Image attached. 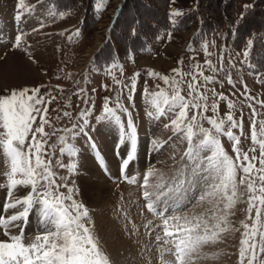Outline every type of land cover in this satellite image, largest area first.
I'll list each match as a JSON object with an SVG mask.
<instances>
[{
	"label": "rangeland",
	"instance_id": "1",
	"mask_svg": "<svg viewBox=\"0 0 264 264\" xmlns=\"http://www.w3.org/2000/svg\"><path fill=\"white\" fill-rule=\"evenodd\" d=\"M123 1L108 0L106 7L99 12L94 7L98 13H101L100 18L94 26L84 27L86 6L81 9L60 11L51 0H25L26 7L32 10L20 9L19 11L23 12L22 18L16 20L18 0H0V73L5 84L0 90L43 85L45 87L42 91H50L51 95L57 97L56 102L50 105L51 126H45L46 132L54 133L48 138V145L54 147L45 146L52 155V170L59 176H68L69 185H73L74 182V187L79 190L74 195V199L83 202L89 208L95 232L110 256L112 264H159L156 246L161 242L156 241V236L163 235V228L157 227L161 224L157 213L164 211V215L168 217L198 215L210 205L206 202L197 203L206 190V184L199 176H192L188 161L182 159L187 142H181L179 137H173L160 151H153L151 143L153 139L159 138L165 141L173 136L171 129H165L164 125L175 117L169 115L159 121L148 117L147 112L153 109L142 95L144 88L147 87L149 92H154L158 90L157 85L162 88L166 86L160 79L148 76L147 70L152 69L162 75L168 74L171 69L177 67V60L183 58L180 67L187 72L190 70L189 65L199 62L203 67L204 75L215 77L216 82L208 83L207 87L214 88L216 92H223L235 103L236 107L232 111L237 119L243 114L242 129H233L241 136L242 151H249L253 147L249 119L251 109L248 105L251 104L258 113L257 121L264 120V104L261 103L264 102V70L257 71L250 63L249 56L244 55L246 50L249 52V45L232 50L214 35L200 44L192 43L191 38L197 30L196 26L175 32L167 29L160 40L147 52V57L139 61L137 59L139 55L136 54L131 56L132 59L129 61L116 59L104 65L98 64L97 53L105 49L116 20L114 15L116 10L121 8ZM157 1L160 0H154V3L157 4ZM195 2L196 0H176L173 3V10L191 8ZM260 7L264 8V0ZM61 13L64 15L61 16ZM41 24L44 27H40ZM77 29H80L81 34L73 36ZM21 33L24 36L20 47H13L15 37ZM169 33L171 39L168 37ZM69 36H72V39H69ZM152 42L153 40L150 43ZM205 42L209 44L210 55L206 54L203 48ZM157 49L163 50L162 53L160 54L161 51ZM221 51L224 53L223 61H221ZM128 55L130 54L122 58ZM206 60H211L216 69H227L235 85L228 83L224 71L213 72L208 69L204 63ZM136 72H139L140 76L136 78L134 102L130 103L124 85L131 84ZM198 79L202 80L201 77ZM117 80L121 83L117 84ZM220 82H223L222 85ZM244 84L247 85L248 95L255 99L249 100L242 95ZM105 85L108 87H104ZM80 89H84V92H79ZM118 93L120 102L129 109L128 113L117 109L125 130H127L129 113L137 128L136 154L125 170L127 177L135 178V182L131 183L121 174V160L127 157L131 148L130 143L126 142L117 149L119 129L110 122L97 120L102 114L104 97H110V106L114 107ZM183 94L187 95L186 87L183 89ZM84 100H89V103H84ZM85 108L91 109L90 115L85 118L88 121L84 125L86 135L81 134L73 139L71 134L60 131L63 128H72L73 124H84L78 114ZM63 111L71 112V118L64 117ZM228 111L226 102L221 101L219 114L223 116ZM207 115L212 113L209 112ZM204 127L209 125L205 122ZM78 130L77 128L76 131ZM62 135L66 137L68 145L79 149L76 156H71L67 152L61 153V147H65L59 141ZM89 136L103 157L104 167L98 162L96 152L89 147ZM221 142L227 153L234 157L232 142L227 137H221ZM107 145H110L109 149ZM252 154L249 152L250 156ZM255 155L259 157L258 149ZM57 160L66 166L77 163L76 171L69 173L67 167L60 168L56 163ZM256 164L260 167L258 161ZM149 169L153 170L154 175L149 177L148 187L145 188L144 177ZM4 171L6 168L3 157L0 156V172ZM181 171L184 172L183 179L186 181L184 190L174 196L169 192L168 196H162L157 200L161 191L168 192L169 188L174 186L173 181ZM239 175L238 173L237 181ZM4 183L6 181L0 178V185ZM160 183L164 187L156 188L155 186ZM145 190L153 193L152 200L156 203V213L147 208L149 201L143 195ZM6 191L7 189L0 187V192ZM60 191L66 192V189L61 188ZM239 192L243 195L238 197L232 210L235 214L229 217L233 227L239 231H230L215 244L205 246L203 251L207 253L208 258L200 259L196 264H238L240 241L244 231L240 221H245L248 215L246 209L249 195L243 185L239 186ZM18 193L19 196H23L26 190L22 189ZM252 215H255L254 210ZM149 221L152 223L149 224ZM37 228V217L33 213L26 228L25 243L31 242L39 234ZM5 238L3 230L0 229V239ZM259 259L264 260V254H261Z\"/></svg>",
	"mask_w": 264,
	"mask_h": 264
},
{
	"label": "snow or ice",
	"instance_id": "2",
	"mask_svg": "<svg viewBox=\"0 0 264 264\" xmlns=\"http://www.w3.org/2000/svg\"><path fill=\"white\" fill-rule=\"evenodd\" d=\"M107 2L108 0H94V7L98 12L102 11ZM16 7L18 9L16 20L22 18L23 12L19 11L20 9L32 10L26 7L25 0H18ZM63 15L61 13V16ZM180 15L182 12L175 9L169 14V18ZM40 27L44 25L41 24ZM135 32L136 30L133 29V35ZM80 34V29H77L72 35ZM23 36L24 34L21 33L15 37L13 47H20ZM168 37L171 39V33ZM69 39H72V36H69ZM252 43V40L248 41L249 47ZM208 46V42L203 44L206 54L210 55ZM223 55L221 51V61ZM244 55H248L247 50ZM182 63L183 58L178 59L177 67L171 69L168 74L162 75L152 69L147 70L148 76L160 79L166 86L162 88L157 85L158 90L154 92H149L147 87L144 88L142 95L153 109L147 112L148 117L157 121L169 115L175 117L164 125L165 129H171L173 136L165 141L155 138L151 143L153 151L158 152L173 137H179L181 142H187L182 159L188 161L192 176H199L206 184V190L197 203L206 202L210 207L198 215L168 217L164 215V211L157 213L161 220V224L157 227L163 228V235L156 236V241L161 242L156 246L158 262L159 264H196L198 260L208 258L207 253L203 251L205 246L215 244L230 231H239L233 227L229 217L235 214L232 210L238 197L243 195L239 192V186L243 185L249 194L246 209L248 215L245 221H240L244 231L240 241L238 264H245V261L247 264H264V260L259 259L260 255L264 254V219H262L264 217V120L257 121L258 113L251 104L248 105L251 109L249 119L253 147L249 151H242L241 136L233 129H242L243 114L237 119L232 111L236 107L235 103L223 92H216L214 88L207 87L208 83L216 82L215 77L204 75L203 67L199 62L189 65L190 70L187 72L180 67ZM204 63L213 72L224 71L228 83L235 85L227 69H216L211 60H206ZM139 76V72L134 73L131 84L124 85L130 103L134 102L133 93L136 91V78ZM116 83L120 84L121 81L117 80ZM220 83L222 85L223 82ZM44 87L37 85L0 90V156L3 157L6 168V171L0 172V178L6 181L0 187L7 189L0 207V229L6 237L0 239V264H112L110 256L95 232L89 208L83 202L74 199V195L79 191L74 187V182L73 185H69L68 176H59L52 170V155L45 146L48 145V138L54 133L46 132L45 126H51L50 105L56 102L57 97L51 95L50 91H42ZM184 87L187 88V95L183 94ZM243 87L242 95L249 100L255 99L248 95L247 85L244 84ZM79 92H84V89H80ZM110 100V97H104L102 114L97 120L110 122L119 129L117 149L126 142L130 143L131 148L127 157L121 160V174L128 182H135L134 177L125 175V170L136 154L137 128L129 113L127 130H125L117 109L125 113H128L129 109L120 102L119 93L114 101V107L110 106ZM221 101H225L229 109L223 116L219 114ZM83 102L89 103V100ZM209 112L212 115H207ZM90 113V108L81 109L78 115L84 124H73L72 128H63L60 131L71 134L73 139L81 134L86 135L84 125L88 121L85 118ZM62 115L71 118L72 113L63 111ZM205 122L209 127H204ZM221 137H227L232 142L234 157L225 150ZM59 141L65 145L61 147V153L67 152L71 156L78 154L79 149L68 145L65 136H60ZM88 142L89 147L96 152L101 167H104L103 157L90 136ZM257 149L259 157L255 155ZM249 152L253 154L250 156ZM117 155H119L118 151ZM257 161L260 167H257ZM56 163L60 168L67 167L69 173H74L77 169L75 162L67 166L59 160ZM238 173L239 181H237ZM152 175L154 172L149 169L144 177L145 188L148 187L149 177ZM183 177L184 172L181 171L173 181L174 186L170 187L168 192L161 191L157 200L162 196H168L169 192L173 196L182 192L186 182ZM155 187L160 189L164 185L160 183ZM61 188L66 189V192H61ZM22 189L26 190L25 195H17ZM143 195L149 201L147 208L156 213V203L152 200L153 193L145 190ZM33 213L37 217L39 234L31 242L25 243L26 228ZM151 223L149 221V224Z\"/></svg>",
	"mask_w": 264,
	"mask_h": 264
},
{
	"label": "trees",
	"instance_id": "3",
	"mask_svg": "<svg viewBox=\"0 0 264 264\" xmlns=\"http://www.w3.org/2000/svg\"><path fill=\"white\" fill-rule=\"evenodd\" d=\"M171 1L160 0L155 4L154 0H124L105 49L97 53L98 64L145 49L163 30L196 26L198 30L192 38L196 44L214 35L230 49L238 50L252 40L248 52L250 63L257 71L264 70L262 0H197L191 10L173 23L169 18ZM51 3L60 11L86 6L84 27L94 26L101 15L94 8V0H51Z\"/></svg>",
	"mask_w": 264,
	"mask_h": 264
},
{
	"label": "crops",
	"instance_id": "4",
	"mask_svg": "<svg viewBox=\"0 0 264 264\" xmlns=\"http://www.w3.org/2000/svg\"><path fill=\"white\" fill-rule=\"evenodd\" d=\"M176 0H172L171 2H170V8H169V13H171L172 11H173V3L175 2ZM197 1V0H196ZM196 3V2H195ZM194 5L195 4H193V6L191 7V8H187V9H185L184 7L183 8H179V10L182 12V15H180V16H176V17H172L171 19H170V21L173 23V22H176L179 18H181L185 13H187L190 9H192L193 7H194ZM167 30V29H166ZM166 30H163L156 38H154L153 39V42L152 43H150V45L148 46V47H146L145 49H143V50H140V51H138V52H135V53H132V54H130V55H128V56H126V57H124V59L122 58V61L124 62V61H129L130 59H132V57L131 56H134V55H139V57L137 58V57H135V58H137L138 59V61L140 60V59H142V58H144L145 56L147 57V52H149L150 51V48L157 42V41H159L160 40V38L162 37V35L164 34V32H166ZM168 31H170V30H168ZM172 31H174L175 32V30H173L172 29ZM171 32V31H170ZM192 39V38H191ZM161 49V48H160ZM164 49V48H163ZM157 51H161V50H158L157 49ZM163 51V50H162ZM162 51L160 52V54L162 53ZM143 62H144V60H142ZM141 61V62H142Z\"/></svg>",
	"mask_w": 264,
	"mask_h": 264
},
{
	"label": "bare ground",
	"instance_id": "5",
	"mask_svg": "<svg viewBox=\"0 0 264 264\" xmlns=\"http://www.w3.org/2000/svg\"><path fill=\"white\" fill-rule=\"evenodd\" d=\"M5 84H4V80H3V78H2V75H1V73H0V87L1 86H4ZM110 148V145L108 146L107 145V149H109ZM106 149V150H107ZM94 169H96V168H94ZM5 194H6V192H0V207H2V204H3V202H4V199H5ZM19 193H17V195H18Z\"/></svg>",
	"mask_w": 264,
	"mask_h": 264
}]
</instances>
